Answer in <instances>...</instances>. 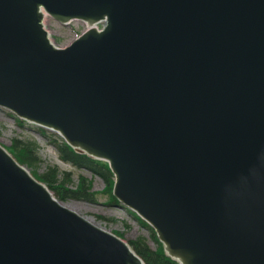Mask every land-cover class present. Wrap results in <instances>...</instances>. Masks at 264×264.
<instances>
[{
  "label": "water",
  "instance_id": "water-1",
  "mask_svg": "<svg viewBox=\"0 0 264 264\" xmlns=\"http://www.w3.org/2000/svg\"><path fill=\"white\" fill-rule=\"evenodd\" d=\"M41 5L109 26L57 50ZM259 49L264 0H0V104L110 158L118 195L186 264H264V173L249 157L264 86L239 65ZM244 87L263 93L252 117ZM0 264L142 263L0 147Z\"/></svg>",
  "mask_w": 264,
  "mask_h": 264
},
{
  "label": "rangeland",
  "instance_id": "rangeland-1",
  "mask_svg": "<svg viewBox=\"0 0 264 264\" xmlns=\"http://www.w3.org/2000/svg\"><path fill=\"white\" fill-rule=\"evenodd\" d=\"M47 26L52 34V38L60 46L70 43V41L84 28L83 23L81 22H74L70 26H63L54 22L51 18L47 19ZM46 132L45 134L38 132L36 127L34 128L29 123L18 125L15 118L9 115L7 111L0 110L1 144L8 147L11 146L15 137L23 139L29 138L37 142L40 149L39 156L42 161L39 164H33L30 167L31 171H34L37 174H42L50 167L57 166L61 170L69 171L73 175L74 179L69 183L70 187L76 186L79 174L89 177V179L93 180V189L100 192L98 195V201L89 202L72 199L69 203L75 204L83 214L92 216L108 229L125 233L126 238H135L139 234H146L148 236V229L133 220H127V218H125L127 216L124 213H115L114 210H116V207L109 205V194L107 193V190L109 189H107L102 178L92 176L91 172L75 168L71 164L61 160L57 148L52 143L54 133L48 132L46 135ZM110 218L115 219L111 220ZM152 245L156 246V243L152 241Z\"/></svg>",
  "mask_w": 264,
  "mask_h": 264
},
{
  "label": "trees",
  "instance_id": "trees-1",
  "mask_svg": "<svg viewBox=\"0 0 264 264\" xmlns=\"http://www.w3.org/2000/svg\"><path fill=\"white\" fill-rule=\"evenodd\" d=\"M134 245L137 247L140 253L144 255L149 264H171L168 261L164 262L159 255L151 251L146 245L140 244L139 242H135Z\"/></svg>",
  "mask_w": 264,
  "mask_h": 264
},
{
  "label": "bare ground",
  "instance_id": "bare-ground-1",
  "mask_svg": "<svg viewBox=\"0 0 264 264\" xmlns=\"http://www.w3.org/2000/svg\"><path fill=\"white\" fill-rule=\"evenodd\" d=\"M68 206H70V207L73 208L74 210H77V211H78V209H77L73 204H71V205L68 204ZM92 220H93V219H92Z\"/></svg>",
  "mask_w": 264,
  "mask_h": 264
}]
</instances>
